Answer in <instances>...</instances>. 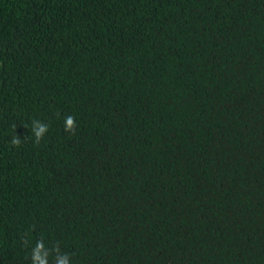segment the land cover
<instances>
[{
  "label": "trees",
  "instance_id": "obj_1",
  "mask_svg": "<svg viewBox=\"0 0 264 264\" xmlns=\"http://www.w3.org/2000/svg\"><path fill=\"white\" fill-rule=\"evenodd\" d=\"M40 239L264 264V0H0V264Z\"/></svg>",
  "mask_w": 264,
  "mask_h": 264
},
{
  "label": "clouds",
  "instance_id": "obj_2",
  "mask_svg": "<svg viewBox=\"0 0 264 264\" xmlns=\"http://www.w3.org/2000/svg\"><path fill=\"white\" fill-rule=\"evenodd\" d=\"M59 115V113H57ZM26 128L27 125H24ZM64 131L71 135H75L77 124L73 115H67L63 119ZM16 125H13L15 130ZM49 130V124L39 120H33L31 125V133L34 137V143L39 144L45 134ZM27 138V137H26ZM25 138V139H26ZM11 145L18 147L22 144L23 140L19 138L14 131V135L11 138ZM27 244V240L24 241ZM52 256V264H71L70 255L66 252H62L59 247V243L53 245L51 248H46L42 239L37 240L34 246L31 247L29 258L31 264H49V257Z\"/></svg>",
  "mask_w": 264,
  "mask_h": 264
}]
</instances>
